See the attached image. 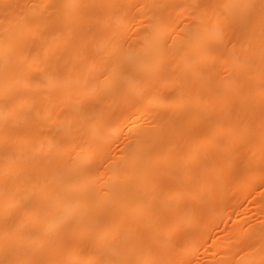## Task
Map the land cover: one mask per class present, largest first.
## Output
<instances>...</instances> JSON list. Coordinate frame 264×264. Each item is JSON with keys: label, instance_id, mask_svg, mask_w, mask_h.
<instances>
[{"label": "bare ground", "instance_id": "bare-ground-1", "mask_svg": "<svg viewBox=\"0 0 264 264\" xmlns=\"http://www.w3.org/2000/svg\"><path fill=\"white\" fill-rule=\"evenodd\" d=\"M260 161L264 0H0V264L181 262Z\"/></svg>", "mask_w": 264, "mask_h": 264}, {"label": "rangeland", "instance_id": "rangeland-1", "mask_svg": "<svg viewBox=\"0 0 264 264\" xmlns=\"http://www.w3.org/2000/svg\"><path fill=\"white\" fill-rule=\"evenodd\" d=\"M123 137H124V134L119 135V137H118L119 142L123 139ZM209 160H211V159L205 160L204 162L202 161L204 166H206V163L210 162ZM242 162L243 161H241V160L238 161L237 163L235 162L233 170L235 169V170L240 171L239 170V169H241L240 165H243V163H244V162L243 163ZM225 166H226V160H224V162H222L218 167L220 169H225ZM235 166H236V168H235ZM238 166H239V169H238ZM258 167H260V168H258ZM249 169H251V170H248V171H250L249 173L247 171V176L250 177V175H252L255 172H261L262 177L260 179H258V181L256 180V181L250 182L247 189L239 187L236 192H234V190H232L233 189L232 182L228 181L229 183L227 182L224 185L225 188H223V192L225 193L223 196L224 199L218 198V200H217V197H212V198H210V200L207 204L208 206L206 207V209H209V210L204 211V213L200 214L201 216H199V214H192V217L197 218L199 223L197 226H193L192 228H190V233L191 234L193 233L192 236L190 234V237H192L191 239H194L193 235L195 233L200 232L203 229L208 227V229L205 231V234L203 235L204 237L199 238L196 241L194 240L191 242L193 249H192V246H190L191 249L189 248V251H190V253L192 251V253H191L192 257H190L189 256L190 254H189L185 260L178 262L177 257L175 255H173L171 258H169V257H167V254H166V255H164V257L162 256L163 258L160 259L161 261L164 262V264L170 263V262H172L171 264H173V263L174 264H190V263H193V264H213V257L215 256L218 258V253L220 251H225V252L228 251L229 252V254L232 258L229 257V261H228V259H226V260L222 259L221 261L224 260V261L230 262V259H231V261H233L234 258L236 259L244 251L245 243L247 241L245 238L246 232L248 233L249 231H252V230H255L258 228L263 229V227H264V176H263L264 175V161H262V162L260 161L259 163L255 164L253 167L250 166ZM187 170H188L187 167H184L182 169V172L180 175L182 176V175L186 174ZM194 170H195V168L192 169V172ZM203 170H204V167H203ZM235 170L231 171V172H230V170L226 171V176L228 178L229 177L234 178L235 175H232V174H234V173L236 174L238 172ZM252 170H254V171H252ZM216 172H218V171L213 170L212 174H215ZM204 175H207V173H204ZM157 185H156V190L160 193L165 192L166 189L168 188V183H166L165 181H160V184L158 183ZM192 185L194 186V183H192ZM160 187H161V189H160ZM208 187L206 189L207 191H209ZM211 188H213V186H211ZM219 202L220 203L222 202V203L220 204ZM216 203H217V205L222 206V208L219 207L218 211L213 210L214 212L212 211L210 213L209 211L213 208L212 205L214 206ZM157 218H159V219H157ZM167 218L169 219V213L158 215L156 217L155 221L160 222L162 220L163 221L168 220ZM235 226L239 227L238 229H241V231H242V232L240 231L239 237L236 236L235 234L230 233V231ZM255 227H257V228H255ZM184 234H185L184 232H178L177 234H175L174 238L172 240H170L168 243H166V245H165V248H167L166 251L169 250V252H174V253L178 252L181 237ZM177 237H179L180 239H178ZM239 238H240V240H239ZM177 239L179 241H177ZM221 241L226 242L225 247L222 246L223 243ZM259 242H260V238H258L255 242L256 247L258 246ZM174 244H176V245H174ZM261 249L264 250V248H261ZM231 253H232V255H231ZM165 257H166V259H165ZM168 259H169V262H168ZM210 259H212V260H210Z\"/></svg>", "mask_w": 264, "mask_h": 264}]
</instances>
